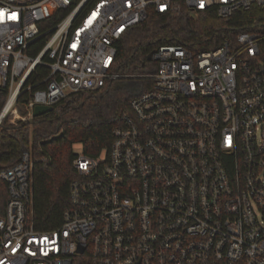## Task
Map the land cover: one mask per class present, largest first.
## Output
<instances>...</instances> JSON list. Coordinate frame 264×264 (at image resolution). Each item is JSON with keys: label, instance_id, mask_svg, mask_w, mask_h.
I'll list each match as a JSON object with an SVG mask.
<instances>
[{"label": "built area", "instance_id": "built-area-1", "mask_svg": "<svg viewBox=\"0 0 264 264\" xmlns=\"http://www.w3.org/2000/svg\"><path fill=\"white\" fill-rule=\"evenodd\" d=\"M181 6L224 18L264 0H0V124L118 78L117 41ZM150 59L109 146L73 158L58 227L33 226L31 153L0 169V264H264V25Z\"/></svg>", "mask_w": 264, "mask_h": 264}, {"label": "trees", "instance_id": "trees-1", "mask_svg": "<svg viewBox=\"0 0 264 264\" xmlns=\"http://www.w3.org/2000/svg\"><path fill=\"white\" fill-rule=\"evenodd\" d=\"M262 25L264 7L260 6L224 18L213 9L200 10L192 16L183 6L171 13L150 12L116 43L114 70L118 78L99 89L72 95L29 121L3 120L0 169L16 163L25 151L34 159L31 203L34 228L46 231L61 224L63 210L68 205L70 181L75 176L72 160L77 153L73 144H81L82 153L89 156L98 155L109 146L111 130L128 112L130 97L151 84L149 78L141 76L154 66V61L147 58L149 53L159 45L174 43H182L193 52L204 51L225 40L233 41L241 30H254ZM44 40V36L38 39L33 53ZM36 71L40 75L46 73L40 66ZM4 98L5 94L0 92V99ZM27 98L25 92L18 102ZM7 199V185L0 180V215Z\"/></svg>", "mask_w": 264, "mask_h": 264}, {"label": "water", "instance_id": "water-1", "mask_svg": "<svg viewBox=\"0 0 264 264\" xmlns=\"http://www.w3.org/2000/svg\"><path fill=\"white\" fill-rule=\"evenodd\" d=\"M150 57H151V53L148 54L147 58L150 59ZM1 106H2V100L0 99V109H1ZM51 109H52V106H49V105L48 106L47 105H36L33 109V116L34 117L39 116L43 113L49 112ZM54 136H52V137H54ZM78 250L80 252H82L83 248L79 247Z\"/></svg>", "mask_w": 264, "mask_h": 264}, {"label": "rangeland", "instance_id": "rangeland-1", "mask_svg": "<svg viewBox=\"0 0 264 264\" xmlns=\"http://www.w3.org/2000/svg\"><path fill=\"white\" fill-rule=\"evenodd\" d=\"M155 71V64H154V66L151 68V70L149 71V72H147V73H152V72H154ZM20 113H23V109H20V111H19ZM57 126V125H56ZM55 126V127H56ZM50 131H52V130H50ZM49 132V131H48ZM73 150H74V152L75 153H82V148H81V144H79V143H76V144H73Z\"/></svg>", "mask_w": 264, "mask_h": 264}]
</instances>
